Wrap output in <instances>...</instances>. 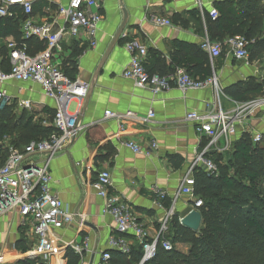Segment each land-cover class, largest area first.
<instances>
[{
  "label": "crops",
  "instance_id": "obj_1",
  "mask_svg": "<svg viewBox=\"0 0 264 264\" xmlns=\"http://www.w3.org/2000/svg\"><path fill=\"white\" fill-rule=\"evenodd\" d=\"M27 1L32 4L31 19L36 24L51 22L56 18L58 7L69 2ZM234 1L102 0L99 4L102 21L95 48H91L83 36L60 43L55 64L70 81L77 85L86 84L89 90L85 98L71 100L67 108L68 114L77 119L81 128L79 135L48 164L51 188L74 216L73 224L54 232L60 250L50 264H67L74 255L70 245L83 248L78 264H94L100 253L108 251L107 241L115 236L114 222L102 215L103 201L91 188L103 170L111 176L110 192L133 208L135 218L143 225L149 241L153 240L168 212L164 205H156L153 194L163 192L171 204L192 161L207 143L205 136L196 133L195 125L185 121V115L191 111H202L205 103L213 100V91L205 89L183 94L176 88H170L153 95L149 89L135 88L131 81L121 76L129 62V55L124 50L129 39H138L146 46L145 69L149 74L160 77L168 76L179 68L171 61L177 53V43L199 48L210 61L212 75L222 93L224 110H232L241 104L227 95L228 91L236 96L243 95L249 101L264 98H253L245 93L253 85L264 82V63L244 65L236 61L225 44L227 39L220 43L209 41L210 55L201 48L208 39L206 19L209 9L229 7ZM11 10L15 14L14 22L19 25L16 33L20 39L13 33L0 34V70L3 71L8 69L7 43H22L20 24L25 15L20 7L14 6ZM151 15L170 20L172 27H153L148 21ZM7 20L1 23L5 25ZM7 29H10L8 24L4 31ZM123 35L127 38L124 39ZM29 43L25 46L30 55L40 52L37 45L44 47L42 42L34 39ZM5 90L14 99L10 106L16 108L19 101L31 102L30 109L23 111L34 120L41 119L43 127H50L55 103L42 95L39 86L12 83ZM106 111L118 115L131 112L140 118L153 112L154 118L147 123L132 119L117 121L104 119ZM243 133L251 137L255 134L264 136V107L248 118L244 128L231 140V145ZM126 142L145 150H149L151 142H154L157 149L151 150L149 157L136 155L124 147ZM220 146H223L222 142ZM187 211L186 200H177L174 215L179 221ZM125 239L132 247L137 243L130 236ZM33 244V236L19 227L17 214L0 218V257L3 259L0 264H16L25 256L15 248L29 249Z\"/></svg>",
  "mask_w": 264,
  "mask_h": 264
},
{
  "label": "built area",
  "instance_id": "obj_2",
  "mask_svg": "<svg viewBox=\"0 0 264 264\" xmlns=\"http://www.w3.org/2000/svg\"><path fill=\"white\" fill-rule=\"evenodd\" d=\"M101 1L69 0L66 5L58 7L54 20L42 24L32 21V4L27 0L0 1V24L2 20L15 18L12 7H20L25 15L20 24L21 41L34 39L44 44L42 51L30 55L25 44L7 43L8 69L0 70V109L13 104V97L5 90V87L12 83L37 85L42 95L55 103V113L50 123L53 134L48 139L30 142L22 150L16 149L9 137L0 140V218L13 213L18 215L19 227L34 238L33 246L24 256L36 259L40 264H50L51 259L60 250L54 232L74 223V216L51 188L48 164L79 135L81 128L76 117L68 114L67 108L71 100L85 98L89 90L86 84L77 85L70 81L54 60L60 52V43L63 40L79 39L83 36L89 46L95 48L98 27L102 21L99 12ZM207 16L211 21H215L219 14L216 9L210 8ZM148 21L155 28L172 27L170 20L157 15H151ZM123 38L126 39L127 36L123 35ZM225 44L236 61L244 65L249 64L248 42L244 38L239 36L228 38ZM201 48L210 55L211 44L208 39ZM124 50L129 55V62L121 76L124 80L131 81L135 88L149 89L153 95L170 88H176L183 94L210 89L214 98L205 103L202 111H191L185 115V121L194 124L196 133L205 136L207 143L195 156L181 180L153 240L149 241L143 225L135 218L133 208L110 192V173L107 170L98 173L91 188L103 201L102 215L113 220L115 236L108 239V251L100 253L98 261L94 264H108L111 252L128 255L132 246L125 237L129 236L141 246L140 264L153 259L159 247L166 252L172 251L173 245L167 237L176 201L184 198L188 213L197 211L202 206L201 199L194 191V171L199 169L208 176L216 175L217 166L205 155L211 152L223 154L229 151L231 140L244 128L248 118L264 106L263 98L237 105L232 110H224L221 105L222 93L214 75L199 81L189 76L182 68H175L170 75L164 77L151 75L144 66L147 48L140 40L129 39L124 44ZM16 106L21 110H29L31 102L19 101ZM153 118V112H149L145 118L137 117L131 112L123 115L110 111L104 113V119L117 121L132 119L147 123ZM262 140L263 136L260 134L252 137L254 144H259ZM123 145L134 154L145 157L151 155V150L157 149L154 142H151L149 150L142 149L132 142ZM155 194L159 197V202L155 203L160 207V201L167 199V196L163 192H155ZM69 247L74 254L81 255L82 247L75 245ZM2 260L0 257V263Z\"/></svg>",
  "mask_w": 264,
  "mask_h": 264
},
{
  "label": "trees",
  "instance_id": "obj_3",
  "mask_svg": "<svg viewBox=\"0 0 264 264\" xmlns=\"http://www.w3.org/2000/svg\"><path fill=\"white\" fill-rule=\"evenodd\" d=\"M234 2L229 7L215 6L219 17L215 21L206 19L208 39L220 43L237 36L244 38L248 42V60L252 62L258 51L264 49V6L259 7L257 0ZM7 21L10 29L4 31L6 24L1 23L0 34L13 33L15 38L20 39L16 33L19 29L17 21ZM31 41L20 44L27 45ZM37 47L40 51L44 49L40 44ZM175 47L177 53L171 58L172 64L199 81L212 76L210 61L199 48L185 43H177ZM245 93L253 98L264 97V82L253 85ZM227 95L241 104L255 101H249L243 95L236 96L230 91ZM9 107L12 106L0 111V140L3 137L11 139L17 127L21 133L18 142L23 147L33 141L46 140L53 134L52 128L41 125V119L34 120L33 116L27 117L26 114L22 116L21 126L11 127L10 122H6ZM11 144L14 145L12 139ZM205 156L217 166L218 172L208 176L197 169L193 174L195 195L202 201V206L197 210L201 215L199 231L194 233L184 228L174 215L167 237L173 250L166 252L159 247L154 258L144 264H250L252 257L249 253L264 250V147L254 144L252 137L243 133L226 153L219 155L211 152ZM223 156L225 163H218ZM153 199L159 202L156 194H153ZM160 203L170 208L168 199ZM177 246H188V250L186 253L180 252ZM15 249L26 254L31 248L17 246ZM110 257L108 264H140L142 249L135 243L128 255L111 252ZM259 257L257 264H264V256ZM79 260L80 256L74 254L67 264H78ZM16 264L40 263L25 257Z\"/></svg>",
  "mask_w": 264,
  "mask_h": 264
},
{
  "label": "rangeland",
  "instance_id": "obj_4",
  "mask_svg": "<svg viewBox=\"0 0 264 264\" xmlns=\"http://www.w3.org/2000/svg\"><path fill=\"white\" fill-rule=\"evenodd\" d=\"M257 5L259 7L261 6H264V0H257ZM254 61H252V63H256V64H262L264 63V49L263 50H260L258 51L257 55L253 58ZM263 99V98H261ZM264 106H261V108H263ZM259 108V109H261ZM258 109V110H259ZM1 111V109H0ZM8 118L6 119V122L7 124L10 122V126L11 127H14V126H21V119H22V116L24 114H26V116L28 117L29 114L24 112L23 110L19 109V108H15V107H9V113H8ZM8 120V121H7ZM20 129L17 127L13 133H12V136H11V139L13 140L14 142V145L17 147L16 149L18 150H21V148L23 147L22 144H20L18 141H19V138H20ZM13 145V146H14ZM259 147H264V136H263V140L257 144ZM216 159L218 160V157H216ZM218 163H222L224 164L225 163V159H224V156L221 157V160H218L217 161ZM178 250H180L181 252H186V250H188V246H182L181 248H178ZM250 256L252 257V261L250 264H257V262L259 263L260 261V255L261 256H264V250L262 252H258L257 250H253L251 253H249Z\"/></svg>",
  "mask_w": 264,
  "mask_h": 264
},
{
  "label": "water",
  "instance_id": "obj_5",
  "mask_svg": "<svg viewBox=\"0 0 264 264\" xmlns=\"http://www.w3.org/2000/svg\"><path fill=\"white\" fill-rule=\"evenodd\" d=\"M180 225L194 233L198 232L201 227L200 213L196 210L187 213L181 218Z\"/></svg>",
  "mask_w": 264,
  "mask_h": 264
}]
</instances>
